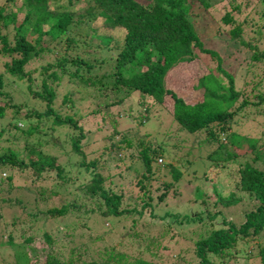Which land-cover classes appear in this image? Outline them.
<instances>
[{
	"label": "trees",
	"instance_id": "16d2710c",
	"mask_svg": "<svg viewBox=\"0 0 264 264\" xmlns=\"http://www.w3.org/2000/svg\"><path fill=\"white\" fill-rule=\"evenodd\" d=\"M1 1L0 119L6 118V122L0 126V205L11 210L12 217L8 219L0 208V252L8 251L14 264H158L122 253L105 241L112 237L119 216L142 214L144 207H152L148 200L141 205L135 203L137 197L130 195L135 187L139 192V188L147 192L150 176L165 173L164 170L169 179V185L165 186L174 185L183 176L180 166L173 162L176 160H165L162 164L159 159L163 160L165 151L170 157L182 159L183 153L174 149L172 153V146L170 150L166 144L171 142L175 149L185 148L187 136H181L178 142L165 129L163 133L168 140L151 146V142L142 139L133 148L139 130L121 133L118 139L110 141L107 155L114 160L111 164L114 168L108 171L104 170L105 162L86 160L80 141L90 129L76 115L80 111L79 103L90 96L97 100L89 112L92 121L100 125L94 115L99 112L102 120L107 115L113 123L121 115L114 107L129 98L145 107L143 115L137 117L143 125L150 120L144 113L149 111L146 101L151 100L150 106L159 105L169 96V116L177 130L192 134L208 129L211 134L213 123L226 124L228 129L225 140L203 157L213 167L202 171L211 189L206 192L196 187L194 199L206 203L210 200L214 207L229 208L243 201L242 194H246L254 202L241 214L227 216L216 208L184 213L166 210L160 217L171 215L178 223L201 222L202 228L193 245L199 264H215L241 245L242 239L260 242L247 256L257 257L264 264V124L256 127L257 130L250 128L247 133L233 130L234 116L249 101L242 97L237 102L243 92L236 88L234 76L221 67V55L202 41L194 17L198 14L195 7L205 10L223 0H20L17 6L12 4L13 0ZM7 1L11 2L10 6L4 4ZM233 8L239 10L240 6ZM220 21L228 27L229 46L237 41L240 46L250 47L251 60L264 63V48L259 50L255 43L240 38L245 22L242 24L229 10ZM80 28L81 33L77 34ZM47 36L49 41H45ZM255 36L257 40L259 36ZM59 42L63 44L58 45ZM203 54L216 61V66L203 70L193 85L201 89L199 97L184 98L166 85L171 70L192 63ZM46 55L52 58L30 67L33 61ZM215 70L225 75L228 83ZM9 81L25 89L20 100H14L15 88ZM61 86L65 87L64 93L58 94ZM59 95L65 110L55 106ZM255 98L250 104L264 112V89ZM109 137H114L112 132ZM188 144L185 156L191 153L192 145L197 147L193 142ZM129 149L132 155L127 153ZM65 151L66 163H63L59 157ZM250 151L252 156L246 154ZM124 155L141 165L122 167ZM256 163H262L263 168ZM183 164L187 168L192 161L186 156ZM3 171L6 172L2 175ZM114 171L121 179L127 173L124 185L112 177ZM220 173L228 181L221 182L217 178ZM18 178L23 182H17ZM222 183L228 184L226 193ZM114 186L123 187L116 190ZM52 196H61L66 201H61L59 206L50 205ZM94 214L99 221L107 222L113 217L116 224L104 229L97 238L89 236L86 243L74 242L90 228L89 219ZM61 217H66V224L57 220ZM217 218H220L218 225ZM50 220L61 226L59 233L52 230ZM64 238L73 242L67 251H61L58 246ZM101 239H105V245L90 251L91 245ZM153 245L151 239L146 247Z\"/></svg>",
	"mask_w": 264,
	"mask_h": 264
},
{
	"label": "rangeland",
	"instance_id": "374dc122",
	"mask_svg": "<svg viewBox=\"0 0 264 264\" xmlns=\"http://www.w3.org/2000/svg\"><path fill=\"white\" fill-rule=\"evenodd\" d=\"M230 1L232 2L230 5H228V0H223L222 2L210 6L205 10L195 7V13L198 12V14L196 13L194 17L198 20L196 27L202 35V41H204L207 47L214 48L221 55V67L226 70V72L234 76V84L236 88L241 89L243 92V95L238 98L237 102H240L242 97H246L249 101V104L242 107L237 112L238 114L234 116L236 117V122L233 126V130H238L239 132L245 131V133H247V131H250V128L253 127L252 130H257L256 127H259L262 123L264 124V112L259 111L262 109H257V106L250 104L256 99L255 96L259 93V91L264 89V63L262 60H251L252 50L250 47L240 46L237 44V41H234V43L229 46L227 35L228 27L222 26L220 17L229 10L233 16L238 18V21L242 24L245 22L243 24V35L240 36V38L245 41H250L252 44L255 43L257 49L260 50L264 48V16H261L264 3L261 2V0ZM1 2L3 1L0 0V3ZM12 2L14 6H17L19 5L20 0H13ZM4 4L10 6L11 2L7 1L4 2ZM83 4L84 3H82V5ZM233 5L240 6V9H234ZM6 12H8V9H6ZM216 28L221 29V31L215 32L214 30ZM79 33H81V28L77 31V34ZM256 34L259 36L257 40L255 36ZM9 35H12V31L9 32ZM45 41H49L48 36L45 37ZM62 44V42H59L58 45ZM81 54L83 56L86 55L82 52ZM87 56L90 57L91 54H87ZM49 58L51 59L52 57L50 55H46L41 60L33 61L30 64V67L44 64ZM1 66L2 60L0 59V72L2 71ZM197 66L200 67L202 71L196 68ZM208 66H216V61H214L210 56L203 54L201 58L196 59L194 62L184 64L171 70L166 78V85L179 92L184 98H188L190 96L199 97L201 95V89L193 88V85L196 84L197 78L203 73V70L206 68L208 69ZM214 73L221 75L223 82L228 83L225 75L219 73L217 70H215ZM9 84H12L13 88H15L13 94L14 100H20L23 96L22 90L25 91V89L23 87L20 89L18 85L12 81H9ZM64 89L65 87L63 86L59 87L57 93H64ZM60 99L61 96L59 95L55 101L56 107L62 106ZM147 101L146 103L147 106H149V111H144V113L149 115L150 120L144 123L145 125H140V122L137 120V117H141L143 115V108L145 109V107L142 108L134 100L126 98L121 105L114 107L121 113V115L116 116L118 118L117 121H115L117 122L115 127L113 126L115 122L112 123L108 121L110 117L106 115V118L102 120L99 112L94 115L95 120L99 122L100 125L92 121L91 116L89 115L92 113L89 112L96 106L97 100L95 98L86 96L85 100L78 105V109H80V111L77 113L76 118L81 119L85 128L90 129L89 132L85 134V137L80 141L86 160L94 159L97 160L98 163L105 162L104 170L109 171L113 167L111 164L114 160L108 159L107 155V152H109L110 141L118 139L121 133L130 134L132 131L135 132V128H137L139 132L136 133V136L134 137L135 142L133 143V148L136 147V142L138 143L142 139V141L151 142V146L157 145L158 142H162L163 140H168L163 133L166 132L165 129H169V135L173 138V140L176 139L180 142L181 136H187V142H193L197 146L195 147L192 145L193 147H191V153L186 155L192 161V164H189V167L184 168L183 158L186 157L184 151L187 150V145L189 144L186 142L185 148L177 147V149L174 148L175 146L173 144L171 145V142L166 144V148L172 146V150L169 148L172 153L174 149L176 151L179 150V152L184 155L182 159H178L177 157H170V155L165 151L164 156L161 157L163 160L160 162L164 163L165 160H176V162H173L180 166L183 176L179 179V181L177 180L178 182L176 181L174 185L165 186L169 185V179H167V171L164 170L165 173H154L153 176H150L148 180V182H150V186H147L149 188L148 191L146 190L147 192H143L140 188L139 192L137 190L138 188L135 187V191L130 192V195H133L134 199L137 197L138 201L134 202L141 205L145 200H148L152 204V207H144L142 214L134 213L128 216H119L118 219L121 218L118 221L119 224L112 229V234H110L112 237L108 238L105 243L118 248L120 252L129 256L158 261V264H199L197 257L193 254V245L195 242L194 237L199 235L202 228L201 222L191 223L182 221L178 223L175 222V219L171 215H167L165 218H162L160 217L161 214L166 210L184 213L199 211L200 209L205 211L208 209L215 210L216 208L221 209L227 214V216L228 213H231L232 215L235 213L241 214L243 210L249 209L252 206L254 198L251 195L242 194L243 201L229 208L219 207V205L214 207L210 200L206 203L207 201L201 202L200 198L197 200L194 199L193 193L196 187L204 188L206 192H209L211 189L207 183V179L203 178L202 171L213 169V167L209 166V160H204L203 157L209 151L214 149L218 142L225 140V134L228 131V129L225 128L227 125L223 123H213L210 127L211 131H213L211 134L208 129L187 134L184 130H177L178 126L174 124V120H172L173 118L171 119L169 116L171 107V100L169 99V96H167L165 101L159 105L155 104L150 106V103L152 104L151 100L148 99ZM65 108L66 106L63 107V110H65ZM234 108H236V106H234ZM5 119L6 118L0 119V126L5 124ZM111 132L114 137L110 138L109 134ZM212 134L215 136L213 137ZM3 144L5 143H1V145ZM104 148H106L105 151H103ZM196 148L199 152L196 151ZM130 150L131 149H129L127 153L132 155ZM246 154L251 156L253 155L251 151ZM129 155H124L125 158L122 167H127L128 165L132 166L135 162ZM59 158L63 160V163H66V151ZM137 164L141 165L140 162H137ZM137 164L134 163L133 168ZM256 166L263 168L262 163H256ZM139 169L144 170L142 167ZM194 169L197 171L194 172ZM116 171H114L112 177L120 182L119 185H124L128 179V175H126L127 173L124 174L123 179H121V176L115 175ZM5 172L6 171L1 172L2 175ZM217 178L221 182H225L226 180L228 181L224 173H220ZM135 180L136 179H134V181ZM17 182H23V180L18 178ZM222 185L225 188L223 193H226L228 190V184L222 183ZM21 186H24V183ZM75 187L78 188L79 185L77 184ZM121 187L123 186H114L115 189H120ZM148 196L150 197L148 198ZM63 200L65 199L61 196H52L49 199V204L59 206ZM0 208L4 210L8 219L12 217L11 210L6 207H1V205ZM203 216H206L205 212H203ZM219 219L220 218H217V221L215 220L216 225H218ZM57 220H62V222L66 224V217H61ZM115 221L116 219L113 217H109L107 222L104 220L99 221V218H96V214L92 215V218L89 219L90 228H88L86 232H83L86 235L84 234L85 236L83 235L79 239H74V242L79 241L86 243L89 236H91V238H97V235L105 231L104 229L113 227L116 224ZM49 222L51 223L52 230L59 233L61 226L56 224L54 220H50ZM50 223H48V225ZM168 224L171 225L168 226ZM107 225H109V227H107ZM7 230L9 231V228ZM7 230L4 234H6ZM29 231H31V229H29ZM4 234L2 235V238L5 236ZM151 239H153L155 245L151 248L146 247V244L149 243ZM104 240L105 239H101L94 245H91L90 251H92L94 247L100 249V246L104 244ZM241 243V245L232 248L231 252L226 255V257L218 259L215 264H260L257 257H250V255L247 256V254L252 253L253 249H257L255 244H260V242H257L255 239H242ZM71 245H73V242L70 243L66 241L65 238L60 240L58 243L61 251H67L68 247ZM1 250L2 249L0 247V251ZM12 258L13 257L8 251L0 252V264H3L4 260L6 264H14V260H12ZM86 259L89 260V257L86 256Z\"/></svg>",
	"mask_w": 264,
	"mask_h": 264
},
{
	"label": "built area",
	"instance_id": "2783aa9c",
	"mask_svg": "<svg viewBox=\"0 0 264 264\" xmlns=\"http://www.w3.org/2000/svg\"><path fill=\"white\" fill-rule=\"evenodd\" d=\"M159 161H161V159H159Z\"/></svg>",
	"mask_w": 264,
	"mask_h": 264
}]
</instances>
